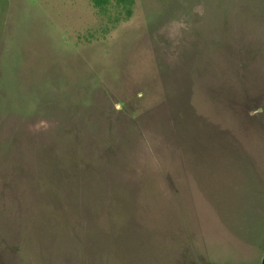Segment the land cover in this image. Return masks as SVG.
<instances>
[{"label": "rangeland", "instance_id": "1", "mask_svg": "<svg viewBox=\"0 0 264 264\" xmlns=\"http://www.w3.org/2000/svg\"><path fill=\"white\" fill-rule=\"evenodd\" d=\"M264 0H0V264H260Z\"/></svg>", "mask_w": 264, "mask_h": 264}, {"label": "trees", "instance_id": "2", "mask_svg": "<svg viewBox=\"0 0 264 264\" xmlns=\"http://www.w3.org/2000/svg\"><path fill=\"white\" fill-rule=\"evenodd\" d=\"M94 5L98 7L101 11L107 10L108 6L112 4L113 1L116 2V5H125L128 3L129 0H92ZM260 264H264L261 262Z\"/></svg>", "mask_w": 264, "mask_h": 264}]
</instances>
